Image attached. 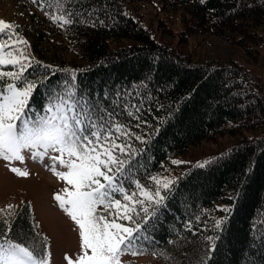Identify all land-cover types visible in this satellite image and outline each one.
Instances as JSON below:
<instances>
[{
    "label": "trees",
    "instance_id": "16d2710c",
    "mask_svg": "<svg viewBox=\"0 0 264 264\" xmlns=\"http://www.w3.org/2000/svg\"><path fill=\"white\" fill-rule=\"evenodd\" d=\"M19 1L34 22L27 44L33 60L23 74L36 85L29 114H40L50 94L65 89L113 111L132 133L127 141L132 155L126 157L121 181L129 193L137 191V181L154 190L150 178L180 167L172 159L190 147L218 136L253 133L176 173L170 189H162L164 201L154 205L147 223L140 221L137 244L146 250L143 255L155 252L157 264H264L262 78L234 60H195L163 43L161 35L169 34L163 21L155 34L136 10L156 2L158 14L178 17V41L205 35L223 39L264 70V0H63L74 13V23L63 27L45 15L56 13V0ZM62 38L67 48L59 44ZM37 44H48L52 55L68 52L74 60L45 55ZM118 94L119 107L113 103ZM128 103L139 105L134 117L123 111ZM4 221L0 215V233L27 247L34 241L45 248V241L32 236L27 206Z\"/></svg>",
    "mask_w": 264,
    "mask_h": 264
},
{
    "label": "snow or ice",
    "instance_id": "6c2138e0",
    "mask_svg": "<svg viewBox=\"0 0 264 264\" xmlns=\"http://www.w3.org/2000/svg\"><path fill=\"white\" fill-rule=\"evenodd\" d=\"M37 2L32 0L34 4ZM45 15L61 27L74 23V13L63 7V0H56L55 14L45 11ZM14 29V25L0 20V38L7 37L0 40V68L13 69L0 71V159L8 164L23 163V153L29 152L32 159L48 157L52 161L49 170L66 184L53 199L74 223L79 236V254L75 260L65 255L67 264H121L125 254L133 257L146 254L137 244L142 231L140 221L148 222L150 211L154 214V205L165 199L162 189L169 190L173 181L153 176L150 179L154 190L137 181L134 186L137 191L129 193L121 181L126 157L132 155L131 144L127 142L132 138L130 129L115 119L113 111L101 110L74 89L50 94L41 113L30 115L29 101L36 85L24 80L23 74L32 60L16 47L26 41L19 39ZM118 97L113 103L119 107L122 96ZM123 111L134 117L140 108L128 103ZM57 165L65 170H57ZM10 171L17 177L29 176L17 167H10ZM118 220L135 226H126ZM216 226L219 227V222ZM214 247L213 244L209 251ZM0 264H48L46 247L37 251L13 241L6 232L0 233Z\"/></svg>",
    "mask_w": 264,
    "mask_h": 264
},
{
    "label": "rangeland",
    "instance_id": "374dc122",
    "mask_svg": "<svg viewBox=\"0 0 264 264\" xmlns=\"http://www.w3.org/2000/svg\"><path fill=\"white\" fill-rule=\"evenodd\" d=\"M21 3L19 0H0V20L15 26L17 30L15 33L18 35V38L26 41V44H19L16 47L24 50L25 55L33 60V54L28 52L27 44L32 41V38L29 36L28 27L32 24L34 25V22H30L26 17V14L21 9ZM157 4L155 2L153 5H137L138 9L136 10L140 16H143V21L147 26L148 24H152L150 30L153 33H155L154 29L158 33L159 27L157 26V22L159 20L163 21L164 31L169 33L161 35L163 43L174 46L185 54H190L195 60H234L250 73L260 76L264 82V70L260 63L249 59L244 51L234 44L209 35L191 36L184 43L178 41L180 36L177 35H179L178 32L182 29L178 17L162 12L158 14ZM20 26L21 32L18 31ZM6 39L7 37L0 38V40ZM53 43H58V41H54ZM59 44L66 47L63 38ZM37 45L40 51H42L41 53L49 56L52 55V50L49 49L50 46L48 44ZM51 47L53 50L61 52L59 48ZM57 54L59 55L60 53L53 54L52 56L56 58ZM62 56L68 61L70 59L74 60L68 52ZM75 63L78 62L75 60ZM10 70H13L11 66L0 68V71ZM244 135L250 137L253 136V133L244 131ZM244 135L218 136L213 141H204L190 147L186 153L179 154L172 159V162L177 161L178 163L176 164L181 166L172 168L166 174L159 176L158 179H170L173 181L177 177L176 173L178 171L181 173V170L186 167L203 163V160L206 158L235 145ZM55 154L49 153V155ZM23 155L25 156L23 163L13 161L11 164H8L0 159V215L7 220L8 218H13L21 208L27 206L30 220L35 227V234L32 236L40 237L41 240L45 241L48 264H67V261L64 259L65 255L75 260L80 248L76 226L62 212L57 202L53 199L55 194L62 193V189L66 184L64 181L58 180L49 170L52 161L48 157L41 160L39 158L32 159L29 152H25ZM10 167H17L22 171H27L29 176L27 178L17 177L10 171ZM57 170L64 171L65 169H61L57 165ZM9 205L12 206L10 210L8 209ZM9 212L10 214H8ZM118 221L122 222L123 220ZM261 235H264V231ZM29 243L30 248H35L37 251L43 249L42 245L37 246V243H34V241ZM224 248H227V246L224 245ZM121 264H157V260L153 255H138L133 257L131 254H125L121 257Z\"/></svg>",
    "mask_w": 264,
    "mask_h": 264
}]
</instances>
